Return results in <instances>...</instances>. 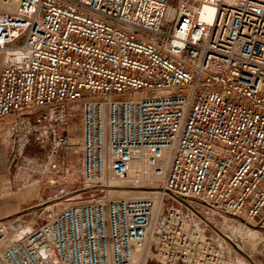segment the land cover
I'll return each instance as SVG.
<instances>
[{"label": "built area", "instance_id": "1", "mask_svg": "<svg viewBox=\"0 0 264 264\" xmlns=\"http://www.w3.org/2000/svg\"><path fill=\"white\" fill-rule=\"evenodd\" d=\"M0 53L10 169L92 191L1 218L0 264H239L190 199L264 228V0H0Z\"/></svg>", "mask_w": 264, "mask_h": 264}, {"label": "rangeland", "instance_id": "2", "mask_svg": "<svg viewBox=\"0 0 264 264\" xmlns=\"http://www.w3.org/2000/svg\"><path fill=\"white\" fill-rule=\"evenodd\" d=\"M5 56V55H4ZM79 108H77L74 112V115L71 117V129H72V136L76 139L80 136V115H79ZM40 157V156H39ZM71 169H77V172L73 177V181L64 180V181H57L56 184H51L50 182H45V180L42 181V184L38 183V179L33 177L32 180L26 182L23 185L22 178L26 177L28 170L26 168H22L18 171H16L15 168L12 169V179L16 180V183L18 184V187L20 188L18 192L14 193L11 186L7 190L8 194L11 195H22V205L21 209L16 211L13 214H9L7 216H15V215H21L22 218L29 219L33 216L38 215L40 212L39 208L40 206L47 205L50 203L53 199H55L58 195H60L61 192L68 195V197L73 198H86L91 196L92 191L83 190L82 183L76 182L81 179L79 177L80 169L76 167H71ZM126 182H123L121 185L122 187H116L114 189L117 190H126L131 193L130 194H136L134 192H138L143 190V187H152L154 186L150 181L148 180H141L136 178L135 175L128 176L127 179H125ZM42 186V187H40ZM113 189V190H114ZM116 195V196H115ZM128 196H118L117 194H114V197L117 198H131ZM134 197V196H133ZM144 198V197H143ZM190 202L195 205L196 209L199 211V216H202L203 218L209 220L216 226L220 231H223L224 233H230L231 229H227V226L230 228V225L232 228H235L238 226L237 222L228 221V223L224 224L225 215L219 214L217 212L213 213L212 210H210L202 201H197L194 199H190ZM6 217V216H4ZM3 218V217H1ZM1 220V219H0ZM35 220V219H34ZM33 220V221H34ZM228 220V219H227ZM40 221H38L37 224H39ZM36 224V225H37ZM228 224V225H227ZM222 225V226H221ZM249 226L243 225L242 229L244 231L246 230L249 234V237L246 241L245 248L243 250H240L237 246H235V243L226 238V240L232 245L231 249L234 253V257L237 259L239 264H264V228L260 225H255L254 223H248ZM235 226V227H234ZM248 229V230H247ZM230 230V231H228ZM222 234V232H220ZM223 233V235H224ZM150 264H158L155 261H152Z\"/></svg>", "mask_w": 264, "mask_h": 264}, {"label": "crops", "instance_id": "3", "mask_svg": "<svg viewBox=\"0 0 264 264\" xmlns=\"http://www.w3.org/2000/svg\"><path fill=\"white\" fill-rule=\"evenodd\" d=\"M4 60V54L0 53V73L3 68ZM72 106L77 107L78 105L73 104ZM29 150L32 153L37 151L33 148H30ZM12 175V169H10L9 165V151H7V147L3 142L0 132V219L1 217L13 214L22 208V195L13 196L7 193V190L10 188L9 186H11L14 193L18 192L20 189L16 180L12 179ZM42 181L39 182V184H42Z\"/></svg>", "mask_w": 264, "mask_h": 264}, {"label": "bare ground", "instance_id": "4", "mask_svg": "<svg viewBox=\"0 0 264 264\" xmlns=\"http://www.w3.org/2000/svg\"><path fill=\"white\" fill-rule=\"evenodd\" d=\"M73 167L76 168V166H73ZM73 171H74V174H76L77 169H73ZM136 171H137V165L133 168V170L131 172V175L132 176L135 175ZM123 182H126V181L125 180H115L113 182V184H115V186L122 187L121 184ZM129 193H131V192H129ZM129 193L126 190L114 189V191H112V196L114 197V194H117L118 196H128V197H130V195H132L131 198H143V197H148V196H152V195H157V193H159V189H157L155 186L143 187V190L138 191V192L137 191L134 192L136 194L128 195ZM115 198H117V197H115ZM122 199H128V198H122ZM230 220L234 222L233 218H230ZM230 220L225 221L224 224L228 223V221H230ZM237 223H238V226L237 227L234 226L235 228H232L231 225H230V228H229L228 227L229 223L227 224L228 225L227 229H231V231L228 230V231H230V233H224L223 231L222 232L224 233V236L228 240H230V242L232 241L233 243H235V246H237L240 250H243L245 248V245L247 244L246 241H247V239L249 237V234H248V232L246 230L244 231V229H242V226L243 225H247V224L245 222L243 223V222H241L239 220L237 221ZM247 226H249V225H247Z\"/></svg>", "mask_w": 264, "mask_h": 264}]
</instances>
